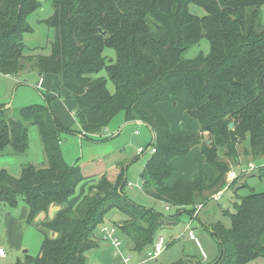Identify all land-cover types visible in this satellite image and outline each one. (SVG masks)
<instances>
[{"label": "trees", "instance_id": "16d2710c", "mask_svg": "<svg viewBox=\"0 0 264 264\" xmlns=\"http://www.w3.org/2000/svg\"><path fill=\"white\" fill-rule=\"evenodd\" d=\"M191 4L206 14L191 12ZM39 5V0H0V72L18 75L36 69L42 76L59 75L76 100L80 132L87 139L102 133L122 111L127 121H145L157 149L141 173L145 194L170 209L192 205L195 212L198 204L228 185L231 162L220 158L221 148L229 158L236 157L244 141L251 154L262 159L264 0H53V14L45 21L55 31L52 52L27 55L24 33L32 30L28 16ZM202 37L211 42L210 52L186 58L187 49ZM108 47L115 50V58L104 54ZM103 70L115 92L99 75ZM185 90L190 98L187 113L200 129L174 132L158 104ZM8 109L0 106V155L7 147L14 154L29 149L25 121L39 127L47 155L46 167L29 163L18 177L0 169V204L14 206L22 196L31 209L29 222L43 235L40 253L26 259L28 264H90L88 254L99 247L98 232L114 208L125 214L116 226L137 252L153 246L160 230L175 222L127 197L123 170L117 182L102 174L73 205L72 196L88 177L79 164L66 161L61 141L63 133L76 130L58 118L46 95L45 103L18 110L22 120L4 118ZM196 145H201L215 176L200 174L170 186V162ZM260 170L263 174L264 168ZM52 204L60 209L49 219L46 212ZM234 206L231 227L219 221L211 228L221 250L214 264L264 258V191L240 196ZM43 213L46 216L36 221Z\"/></svg>", "mask_w": 264, "mask_h": 264}, {"label": "rangeland", "instance_id": "374dc122", "mask_svg": "<svg viewBox=\"0 0 264 264\" xmlns=\"http://www.w3.org/2000/svg\"><path fill=\"white\" fill-rule=\"evenodd\" d=\"M39 1L40 5L38 8L28 16V21L32 30L24 33V43L26 45L25 52L27 55L51 54L52 42L55 39L54 29L48 26L45 22L46 19L53 14V0ZM190 10L199 16L206 14V11L202 7L195 4L190 5ZM262 20L264 21V6L262 8ZM210 49L211 42L207 37H202L197 43L187 49L185 52V57L195 58L200 54H208ZM104 54H109V57L115 58V50L113 48H106ZM26 73L27 74L24 73L25 75L22 76L23 82L28 81L29 84H34V82L39 79V74L35 70H29ZM99 75L105 76L108 79V88L111 92H115V84L108 78L107 72L103 70L99 73ZM29 91L32 90L29 89ZM35 91L40 94V91L36 88ZM41 91L45 92L43 90ZM61 92V95L64 96L66 93L64 94L63 92L67 91L62 90ZM31 94L33 93H28V96H31ZM29 98L31 101L29 103L27 102L28 104L26 105L45 103V99L43 98L41 100H36L33 98V96ZM10 99V102L6 105L7 108L9 107V109L5 112L4 118L7 120H22L21 116L18 114V110L22 105L18 106L16 103L12 104L13 97L11 96ZM189 100L190 98L188 91L185 90L181 95L173 99L163 101L160 104H167V107L164 108V111L168 113L172 124L181 125L180 127L182 129L197 130L199 126L198 123L187 113V105L189 104ZM125 120V112L123 111L114 117L111 124L109 125L111 134L108 136V138H106L105 141L109 142L111 149H113L114 154L111 156V159L118 157L122 161L121 164H126V184L124 186V194L141 206L157 210L166 217L175 218L174 223L164 226L159 232L165 237V249L161 255L157 258H149L148 249L142 252L131 251V253H129L126 251L127 253L131 254L132 260H134L131 262L140 260L143 261V264H171L175 261L184 260L186 263L190 264L216 263L220 257L221 250L219 241L212 233L211 228L219 221L225 224L226 227H231V214L234 212V204L239 200L240 196L247 195L251 191H264V173L262 174L261 170H255L249 173L242 171L243 168L245 169L248 167L250 162H254L255 164L263 163L264 156L261 157L262 159L260 158L261 160H258L259 158L251 154L249 148H247V143L244 141L238 144V153L236 157L232 155L231 158H229L226 155V150L221 148L220 158L227 161L229 160L231 165H233V168L230 166L229 172L235 171L237 174H240L242 171L241 174H246L245 177L238 180L236 189L226 190V185L224 188H222L224 189V193L219 201H216L212 198L210 199L212 196L211 194L208 198L209 200L205 203L197 216L194 215L193 210L195 206L192 205L181 208L171 207L170 210H167L160 201L146 195L141 189V173L145 167V163L151 156V153L149 151H146L145 153H138V147L141 146L146 148L148 143L151 142V135L149 136V134L144 130L142 131V134H137L135 132L136 129L140 130L138 126L133 123H125ZM24 123L29 128V149L22 154H14L13 150L10 147H7L0 155V169H7L8 172L14 177L20 176L23 166L29 163L38 167H46L47 163L44 143L41 138L39 127L32 122L25 121ZM116 129H118V134H116ZM207 134L205 135L208 137ZM70 135L77 136L75 137L77 138V141H74ZM62 142L61 148L69 164L74 163L73 160L76 161L77 159H80L79 152L84 141L81 143L78 135L63 134ZM85 143L86 142H84V145ZM121 153L122 156L120 155ZM238 163L241 165L239 168L235 166L238 165ZM181 174L182 169L178 170L176 176L179 177ZM99 177L100 175H92L86 179L88 180L86 181L88 182V185L85 193H87L90 185L95 184L98 181ZM83 182H81L77 188L78 194L81 192L82 186L84 184ZM21 197L22 196H19V199H21ZM80 199L73 205L76 206ZM59 209V205L52 204L49 210L46 212L48 218H53ZM46 213L40 214L36 218V221L42 220L44 216H46ZM123 219H125V214L119 209L114 208L106 215L105 223L100 229H102L104 226H109V228H112ZM188 224H191V230L187 229ZM30 225L31 227L28 230L27 235L28 245L25 248L14 252L12 262H17L18 257L20 258L19 261L25 262V259L35 257L40 253L41 245L43 243V235L34 223H30ZM190 231H193L196 239L190 238ZM117 236L121 239L124 247L128 245L127 237L121 232L119 228H117ZM8 253L11 254V251ZM249 264H264V258L259 257Z\"/></svg>", "mask_w": 264, "mask_h": 264}, {"label": "crops", "instance_id": "0c3cea01", "mask_svg": "<svg viewBox=\"0 0 264 264\" xmlns=\"http://www.w3.org/2000/svg\"><path fill=\"white\" fill-rule=\"evenodd\" d=\"M34 70L39 74L38 70L36 69ZM26 72L27 71H23L19 73L18 75L4 74L0 72V106L2 105L6 107V105L11 100L10 99L11 96L13 97L12 104L16 103L18 106L22 105L20 106V108L27 106L26 104H28L31 101V99L29 98L31 96H33V98H35L36 100H41L42 98L45 99V95L50 97L51 105L54 111L56 112V115L58 116V118L66 126H70L74 128V130H76V132H73V133L65 132L63 134L78 135L81 143L82 141L86 142L85 145L83 142L80 148V152H79L80 159H77L78 161L73 160L74 163L70 165L79 164L82 167L84 175L88 178L92 175L101 176L102 174H107L111 180L117 182L122 170L125 171L126 164H121L122 161L118 157H114L111 159V156L114 154L113 149H111V145L109 142H105L106 138H108V136L111 134L110 127L108 126L102 133L96 136H93L94 139L85 138L83 133L80 132L81 125L79 121L77 120L76 113H75L76 106H77L76 100L72 98L71 93L61 85L60 76L57 74H47V75L42 76L39 74V79L36 80L34 84H29L28 81L23 82V79H22L23 78L22 76L27 74ZM41 78H43V81L40 83ZM35 88L40 91L39 92L40 94H38L35 91ZM29 89L32 91H29ZM41 90L45 92H42ZM62 90L67 91V92H63L64 94L66 93L64 96L61 95ZM30 92H32L33 94H31V96H28V93ZM160 103L158 104V107L161 109V111L167 116L168 120L170 121V117L168 113L164 111V108L167 107V104L161 105ZM125 123L136 124L138 128L140 129V130L136 129L135 132L137 134H142V131L144 130L149 134V136L151 135V142L148 143L147 147H149L153 143L155 134L152 128L145 121L141 119L127 121L126 119ZM170 124H171L172 131L179 132L182 130V128L180 127L181 125L172 124L171 121H170ZM199 129H200V126H198L197 130ZM116 130H117L116 134H118L119 133L118 129ZM71 137L74 139V141H77V138H75L77 136H71ZM62 143L63 142L61 141V144ZM140 147L141 146L138 147V153H145L146 151L144 152L139 151ZM62 153H63V150H62ZM120 155L122 156V153ZM63 156L65 158L64 153H63ZM147 162L145 163V165L147 164ZM170 164L174 168V172L171 176L172 178L170 177L168 181L170 186H173L179 180L193 181L197 179L200 176V174H204L208 179H212L215 176L214 169L210 165H208L205 161V156L202 153L201 145L194 146L187 155L174 158L170 162ZM235 166L239 168V166L241 165H239L238 163V165H235ZM231 168H233V165H231ZM180 169H182V174L178 177L176 176V173ZM245 175L246 174H241L239 176V179L243 178V176ZM227 179H228V175H227ZM84 181L85 182H83L84 184L82 186L81 192L78 194L77 189H76L75 194L72 196L71 198L72 204H75L85 194L86 188L88 185L87 184L88 182L86 181L88 180H84ZM236 186H237V183L232 189L235 190ZM141 189H142V186H141ZM161 203L162 205L165 206L163 202ZM204 205H205V202H204ZM30 214H31L30 206L28 205L26 201H24L22 197L21 199H19V202L14 206L10 205L7 202H2L0 204V222H1L0 224V247L6 248L7 253L11 251V254L8 253V255L5 258H0V264H28L26 259H25V262L19 261L20 259L19 257H18L17 262H12V260H13L15 251L21 250L22 248H25L28 245L27 235H28V230L31 227L30 222H29ZM103 234H104L103 229H100L98 232L99 247L97 249L92 250L88 254L90 264H97V263L123 264L125 257L131 256V254H129L131 253V251L137 252L133 250L132 248L133 246L128 241V245H126L125 247L123 245L122 253L120 254L116 253L115 249L112 247L110 242L102 239ZM126 251L129 253H127Z\"/></svg>", "mask_w": 264, "mask_h": 264}, {"label": "built area", "instance_id": "2783aa9c", "mask_svg": "<svg viewBox=\"0 0 264 264\" xmlns=\"http://www.w3.org/2000/svg\"><path fill=\"white\" fill-rule=\"evenodd\" d=\"M43 81V78H41L40 80V83ZM139 151L140 152H144V151H149L151 154H154L157 149L154 145H150L149 147L147 148H144V147H140L139 148ZM264 168V162L261 163V164H255L254 162H250L248 167L247 168H243L242 171H246L245 173H249V172H253L255 170H260ZM241 171V173H242ZM240 174H237L235 171H231L228 173V185L225 187L226 190L227 188L229 187V185L234 181L236 180V178H238ZM224 193V189H221L219 190L218 192L214 193L211 198L216 200V201H219L221 199V196L223 195ZM204 206V203H200L197 205L196 209H195V212H194V215L197 216L200 212V210L203 208ZM165 208L167 210L170 209V206L168 204L165 205ZM117 226H113L112 228H109V226H104L102 229H103V239L105 241H108L110 242V244L112 245V247L115 249V252L120 254L122 253V247H123V243L121 241V239L117 236ZM187 229L191 230V224H188L187 226ZM190 238L192 239H196L193 231H190ZM164 244H165V237L164 235L160 234L153 246L150 247V249H148V256L149 258H157L161 255V253L163 252V250L165 249L164 247ZM7 256V250L6 248L4 247H0V258H5ZM132 261V257L131 256H127L125 257L124 259V263L125 264H143V261H135V262H131ZM97 264H102V263H97Z\"/></svg>", "mask_w": 264, "mask_h": 264}, {"label": "water", "instance_id": "95a60500", "mask_svg": "<svg viewBox=\"0 0 264 264\" xmlns=\"http://www.w3.org/2000/svg\"><path fill=\"white\" fill-rule=\"evenodd\" d=\"M230 127H231V128L233 127V123L230 124ZM206 142H207L208 144H211V143H212V141H211V140H208V139L206 140Z\"/></svg>", "mask_w": 264, "mask_h": 264}]
</instances>
